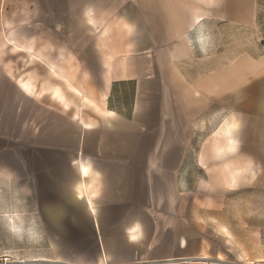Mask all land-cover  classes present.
I'll use <instances>...</instances> for the list:
<instances>
[{
  "label": "crops",
  "instance_id": "1",
  "mask_svg": "<svg viewBox=\"0 0 264 264\" xmlns=\"http://www.w3.org/2000/svg\"><path fill=\"white\" fill-rule=\"evenodd\" d=\"M0 186L55 264H264V0H0Z\"/></svg>",
  "mask_w": 264,
  "mask_h": 264
},
{
  "label": "rangeland",
  "instance_id": "2",
  "mask_svg": "<svg viewBox=\"0 0 264 264\" xmlns=\"http://www.w3.org/2000/svg\"><path fill=\"white\" fill-rule=\"evenodd\" d=\"M23 204L17 188L0 186V264H55L50 261L60 258L53 242L38 234L33 212Z\"/></svg>",
  "mask_w": 264,
  "mask_h": 264
},
{
  "label": "bare ground",
  "instance_id": "3",
  "mask_svg": "<svg viewBox=\"0 0 264 264\" xmlns=\"http://www.w3.org/2000/svg\"><path fill=\"white\" fill-rule=\"evenodd\" d=\"M39 261V260H38Z\"/></svg>",
  "mask_w": 264,
  "mask_h": 264
}]
</instances>
